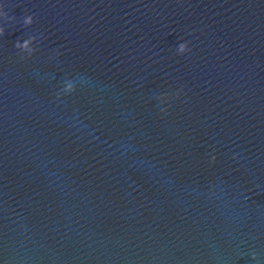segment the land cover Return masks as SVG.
<instances>
[{
    "label": "water",
    "instance_id": "95a60500",
    "mask_svg": "<svg viewBox=\"0 0 264 264\" xmlns=\"http://www.w3.org/2000/svg\"><path fill=\"white\" fill-rule=\"evenodd\" d=\"M0 4V264H264V0Z\"/></svg>",
    "mask_w": 264,
    "mask_h": 264
},
{
    "label": "clouds",
    "instance_id": "9594fccd",
    "mask_svg": "<svg viewBox=\"0 0 264 264\" xmlns=\"http://www.w3.org/2000/svg\"><path fill=\"white\" fill-rule=\"evenodd\" d=\"M4 8H5V5L4 4H0V20H4V21L15 20V17L14 16H11L10 17L9 14L7 12H5ZM23 23H24V25L26 27L33 25V23H34V17L31 16V15L26 16L24 18V20H23ZM4 35H5V30L2 27H0V36H4ZM34 39H35V36L30 37L29 40H26L23 43V45H21L19 42H17L16 47L17 48L23 47L25 50L32 51L29 48V44ZM188 52H189V46H188V44L187 43H181L179 45V48H178V53L180 55H183V54H186ZM75 91H76V87H75V84L74 83L69 82V83L66 84V87L64 88V94H71V93H73ZM59 95L60 94H58V97L57 98H59ZM179 95H180V93L177 92L176 93V96L178 97ZM162 98H168L167 97V94H165V95H163L161 97H158V99H162ZM164 111L166 112L167 110L165 109ZM216 160H217L216 156L213 155L212 158H211V163L212 164H215L216 163ZM256 258H257L256 254L253 253L252 254V259H256Z\"/></svg>",
    "mask_w": 264,
    "mask_h": 264
}]
</instances>
